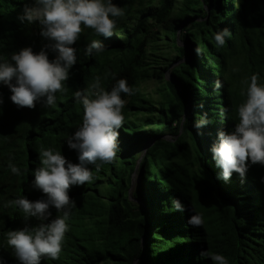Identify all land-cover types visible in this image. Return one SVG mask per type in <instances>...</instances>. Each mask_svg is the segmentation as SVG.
<instances>
[{
  "label": "trees",
  "instance_id": "obj_1",
  "mask_svg": "<svg viewBox=\"0 0 264 264\" xmlns=\"http://www.w3.org/2000/svg\"><path fill=\"white\" fill-rule=\"evenodd\" d=\"M113 3L125 13L115 18L113 36L105 39L82 25L73 45L77 61L54 106L40 101L33 109L18 108L10 89L0 84V260L19 264L7 244L9 230L40 223L34 217L26 221L18 207L5 204L19 197L46 199L33 187L41 148L79 162L67 145L84 113L74 93L100 77L107 91L119 79L134 90L133 95L121 93L119 151L113 163L97 161L98 169L88 165L90 183L71 187L75 207L62 251L58 259L45 257L41 264H214L203 251L224 255L228 264H264V167L252 165L243 180L233 174L224 182L210 151L218 130H235L237 107L246 99L241 81L258 74L264 84V0ZM33 4L0 0V62H11L24 47L38 53L49 43L38 21L19 19L25 5ZM223 29L230 36L218 46L214 35ZM92 40L101 41L104 50L86 55ZM187 47L193 48L194 58L174 66L173 80H167L173 64L191 56ZM46 51L55 59L56 53ZM217 80L223 84L219 90L213 87ZM151 83L158 84L156 92L148 90ZM205 115L207 126L193 127ZM10 161L20 175L11 172ZM135 174L141 183L131 192ZM175 199L185 211L174 206ZM50 211L55 218V208ZM197 213L203 225L193 227L188 220Z\"/></svg>",
  "mask_w": 264,
  "mask_h": 264
},
{
  "label": "clouds",
  "instance_id": "obj_2",
  "mask_svg": "<svg viewBox=\"0 0 264 264\" xmlns=\"http://www.w3.org/2000/svg\"><path fill=\"white\" fill-rule=\"evenodd\" d=\"M124 15V10L113 0H34L32 6L25 5L19 19L29 24L38 21L40 34L49 43L38 53L31 47H24L11 56V62H0V84L10 89L11 101L18 108L33 109L40 101L45 107L54 106L56 93L66 92L63 82L69 79V70L77 61V50L73 45L80 39L82 25L108 39L117 26L115 18ZM228 36L229 30L223 29L214 35V39L218 46H223ZM46 49L56 53L55 59H49ZM103 50L101 41L92 40L85 54L92 55ZM195 51L200 54L199 48ZM241 84L244 86L241 95L246 99L237 107L235 130H218L217 139L210 149L215 165L221 169L219 178L224 182L231 180L233 174L243 180L252 165L264 167V84L259 83L258 74H253L250 80L241 81ZM213 87L219 90L223 84L217 80ZM121 93L134 94L125 79L117 80L111 91H107L101 86L100 77H96L87 89L76 91L75 101L82 104L84 113L82 124L67 140V145L78 153L79 162L72 163L53 148H41V166L34 170L33 187L40 190L46 199L32 201L19 197L5 204V207H18L26 221L33 217L40 221L36 226L26 224L6 233L7 244L14 250L19 264H41L42 258H59L69 230L66 222L75 207L69 190L72 186H83L92 181L88 165H97V161L110 164L116 160L118 130L124 122L122 109L125 101ZM208 123L205 115L194 122L193 127L200 129ZM8 167L13 174H21L11 161ZM261 183H264V177ZM173 204L179 211H185L179 199H175ZM50 208H55V218H51ZM188 223L199 227L203 225V218L197 213L190 216ZM201 255L210 257L214 264H228L224 255L208 251H203ZM0 264H3L2 260Z\"/></svg>",
  "mask_w": 264,
  "mask_h": 264
},
{
  "label": "rangeland",
  "instance_id": "obj_3",
  "mask_svg": "<svg viewBox=\"0 0 264 264\" xmlns=\"http://www.w3.org/2000/svg\"><path fill=\"white\" fill-rule=\"evenodd\" d=\"M180 45H182V46H185V44L184 43H180ZM183 60H184V58L182 59V60H180V61H177L175 64H173V66L169 69V71L166 73V78H167V80H169V81H172L173 79H172V75H171V70H172V68L174 67V66H177V65H179L180 63H183ZM157 85L158 84H155V83H151L150 85H148L147 86V88H148V90L149 91H152V92H156V87H157ZM145 151L146 150H138L137 151V154H138V156H140V159H139V162L142 160V157L144 156L143 154L145 153ZM141 183V176H140V174H135L134 175V177H133V185H132V189H131V192L133 191V190H135L136 188H137V186L139 185ZM136 204H139V205H141V206H143L142 205V203L139 201V200H135V199H132Z\"/></svg>",
  "mask_w": 264,
  "mask_h": 264
},
{
  "label": "water",
  "instance_id": "obj_4",
  "mask_svg": "<svg viewBox=\"0 0 264 264\" xmlns=\"http://www.w3.org/2000/svg\"><path fill=\"white\" fill-rule=\"evenodd\" d=\"M187 48H188V50L191 51L192 54H191V56L185 57L184 60H183V62H187V63H189V62H191L192 59L194 58V50H193L192 47H187ZM188 108H189V102H187V105H186V111H187Z\"/></svg>",
  "mask_w": 264,
  "mask_h": 264
}]
</instances>
